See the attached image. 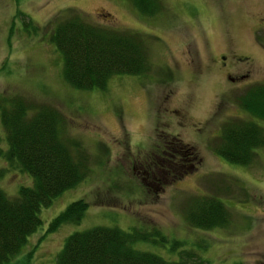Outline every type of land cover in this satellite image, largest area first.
I'll use <instances>...</instances> for the list:
<instances>
[{"label":"rangeland","instance_id":"374dc122","mask_svg":"<svg viewBox=\"0 0 264 264\" xmlns=\"http://www.w3.org/2000/svg\"><path fill=\"white\" fill-rule=\"evenodd\" d=\"M158 1L155 13L140 15L131 0H0V102L17 96L31 111L37 105L56 110L61 137L78 142L89 169L38 209L40 224L5 264H54L63 237L94 224L162 235L163 242L132 247L164 259L190 247L208 264H264V147L246 165L213 152L227 122L253 121L264 129V119L240 104L244 92L264 84V0ZM68 8L90 23L138 32L148 54L145 73L112 75L103 89L65 83L48 34ZM4 135L0 122L1 151ZM174 138L190 146L189 159L165 154ZM1 156L0 190L15 196L32 181ZM153 159L160 163L154 184L142 172ZM198 195L219 199L225 225L196 228L185 221ZM73 199L85 200L80 221L45 232ZM173 240L180 247H169Z\"/></svg>","mask_w":264,"mask_h":264},{"label":"trees","instance_id":"16d2710c","mask_svg":"<svg viewBox=\"0 0 264 264\" xmlns=\"http://www.w3.org/2000/svg\"><path fill=\"white\" fill-rule=\"evenodd\" d=\"M131 2L140 15L153 14L159 7L158 0ZM48 35V41L55 45L61 56L63 81L74 88L103 89L112 75L142 74L149 65L145 43L138 32L119 30L110 24L90 23L84 13L74 8L58 13ZM240 98L243 109L264 119V84H254ZM34 109L31 111L28 103L17 96L0 102V122L6 142L0 155L10 166L27 173L32 181L30 186L19 185L15 196L7 197L0 190V264L11 259L22 248L26 237L38 227V209L49 205L62 190L80 182L89 170L88 158L78 142L71 138L65 141L61 137L59 113L49 105H37ZM219 131V142L213 146V152L229 162L246 165L253 161L255 149L264 147V129L257 122L233 120ZM166 144L168 151L165 154L170 158L189 159L193 154L190 146L176 139ZM191 202L192 208L185 214L189 225L196 228L225 225L228 214L218 198L198 195ZM85 206V200L73 199L52 215L45 232L64 222L78 223ZM148 240L165 241L162 235L148 230L124 231L116 226L94 224L65 235L53 263L208 264L190 247H180L179 240H173L169 245L180 247L174 260L132 247L137 241Z\"/></svg>","mask_w":264,"mask_h":264},{"label":"flooded vegetation","instance_id":"af4514ba","mask_svg":"<svg viewBox=\"0 0 264 264\" xmlns=\"http://www.w3.org/2000/svg\"><path fill=\"white\" fill-rule=\"evenodd\" d=\"M219 57L220 58H222L223 57V54H220L219 55ZM242 75H243V73L242 74H238V75H235V76H228V74H225V77L226 78H228V79H230L231 81L235 78L236 80L237 79H239V78H241L242 77ZM164 160V159H163ZM163 160H162V163H163ZM157 163V165H160V163L157 161V160H155V159H153V162H151V164L149 165V164H144L146 167H147V169H146V167L145 166H143L144 168H143V170H142V172L144 171V173H145V175H147V176H150V183H152V184H154V182L155 181H157L158 179H160V178H158V176L156 177V175H152V172H153V169L155 168V167H157L155 164ZM176 163V162H175ZM175 163L174 164H172V165H164L163 164V166L161 165V168L160 169H158L157 171H160L161 173H164L163 172V170L166 168V169H174V165H175ZM156 169V168H155ZM162 177V176H161ZM149 182H148V184H150Z\"/></svg>","mask_w":264,"mask_h":264}]
</instances>
